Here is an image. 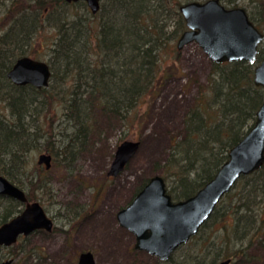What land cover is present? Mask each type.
<instances>
[{
	"label": "trees",
	"instance_id": "16d2710c",
	"mask_svg": "<svg viewBox=\"0 0 264 264\" xmlns=\"http://www.w3.org/2000/svg\"><path fill=\"white\" fill-rule=\"evenodd\" d=\"M185 1L190 0H104L96 14L83 0L70 3L99 18L91 23L88 15L66 10L70 4L65 0H0V11L4 8L5 16L11 18L0 36V102L9 109L0 113V173L24 190L28 187L25 191L30 201L38 197L35 189L43 182L40 172L48 170L37 166V174L30 175L28 153L42 146L40 141L47 133L42 130L40 115L54 95L49 86L40 89L14 84L7 73L15 61L33 56L34 40L44 25L57 27L49 85L57 76V62L61 69L58 86L71 78L68 88H63V101L73 131L65 135L67 143H54L51 133L46 141L51 146L44 145L56 162L61 158L67 163L81 151L97 117L117 118L128 129L141 125L140 102L169 74L163 69L162 50L186 29L180 12ZM234 1L225 0L229 5ZM174 51L180 56V50ZM263 54L261 46L256 63L210 60L206 85L184 114L181 134L173 137L164 162L155 167L164 174L174 200L193 195L209 181L228 159L230 149L253 126L264 101V88L254 81L255 67ZM150 178L141 181L135 195ZM233 189L193 237L200 239L201 254L191 257L190 262H173L174 253L167 263L218 264L228 258H232L231 264L260 263L256 253L264 247V165L242 176ZM23 206L14 198L0 196V225ZM74 211V218L83 212ZM18 247L16 243L10 250L17 255ZM37 253L43 255L39 249ZM209 255L213 257L207 260Z\"/></svg>",
	"mask_w": 264,
	"mask_h": 264
},
{
	"label": "rangeland",
	"instance_id": "374dc122",
	"mask_svg": "<svg viewBox=\"0 0 264 264\" xmlns=\"http://www.w3.org/2000/svg\"><path fill=\"white\" fill-rule=\"evenodd\" d=\"M221 1L227 7L246 8L264 32V0H235L230 5L225 0ZM66 10L72 13L78 11L85 17L88 15L81 7L73 4L67 6ZM88 17L91 23L98 22V17ZM10 21V16H5L3 8L0 11V36ZM57 36V27L44 25L37 36L38 40H34L31 57L52 63L53 42ZM178 38L170 40L166 49L162 50L165 64L163 69L169 74L154 93L142 99L138 106L142 115L141 125L128 129L117 118L109 121L99 116L74 160L68 158L65 163L58 158L56 162L53 155L51 167L46 168L48 171L40 172L43 182L35 189L38 197L32 201L41 202L54 219L55 228L51 232L37 230L26 236L27 239H19L17 255L10 250L11 246L0 247V262L13 258L12 264H78L80 253L90 250L95 254L96 264H171L145 251L134 249L135 236L119 224L117 212L135 198L142 180L156 174L164 176L156 172L155 167L164 162L173 137L182 132L184 114L199 96L201 86L206 85L210 58L197 42L178 49ZM175 49L181 51L180 56ZM54 72L57 76L48 88L54 96L49 99L39 121L40 124L42 122L43 132L47 134L44 133L45 137L40 141L42 146L28 153L30 175L37 174V166L45 167L38 164L39 155L43 152L52 153L44 145L48 146L49 142L46 141L49 134L53 133L52 141L59 144L62 140L67 143L65 135L73 131V123L65 114L63 101V88H68L71 78L67 84L58 86L61 69L57 62ZM8 111L6 103L0 102V113L6 114ZM127 139L140 141V147L125 170L117 176H109L108 170L116 149ZM27 188L25 186V190ZM76 208L83 212L74 218ZM193 239L177 249L173 262H190L191 257L201 254L198 252L200 239ZM38 249L43 255L37 253ZM257 251L259 264H264V247L257 248ZM209 256L205 258L210 260L213 257Z\"/></svg>",
	"mask_w": 264,
	"mask_h": 264
},
{
	"label": "water",
	"instance_id": "95a60500",
	"mask_svg": "<svg viewBox=\"0 0 264 264\" xmlns=\"http://www.w3.org/2000/svg\"><path fill=\"white\" fill-rule=\"evenodd\" d=\"M68 3L81 0H65ZM92 13H97L104 0H83ZM180 11L187 29L177 41L182 49L197 42L215 62L246 60L255 63L264 41V33L250 19L244 7H226L221 0H192L183 3ZM16 85L48 87L52 70L46 61L25 55L18 58L7 73ZM254 81L264 88V56L256 65ZM141 142L127 139L121 142L108 170L117 176L137 153ZM53 155L43 152L38 164L49 169ZM264 165V101L256 113V120L245 136L228 153V159L215 175L193 195L175 201L168 191L166 179L153 175L135 198L117 212L119 224L135 236L134 249L169 260L173 253L199 233L210 219L222 198L229 193L242 176L252 174ZM0 196L14 198L24 204L22 210L0 225V247L12 246L21 236L36 230L53 231L54 219L40 201H30L26 191L0 173ZM13 258L0 262L12 264ZM231 258L218 264H230ZM78 264H96L92 251L80 253Z\"/></svg>",
	"mask_w": 264,
	"mask_h": 264
}]
</instances>
